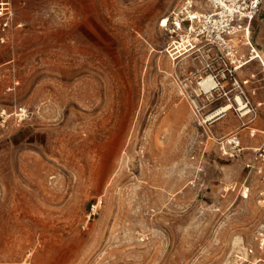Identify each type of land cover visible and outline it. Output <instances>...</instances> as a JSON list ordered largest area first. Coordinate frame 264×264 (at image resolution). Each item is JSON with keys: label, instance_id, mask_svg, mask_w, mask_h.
Wrapping results in <instances>:
<instances>
[{"label": "rangeland", "instance_id": "374dc122", "mask_svg": "<svg viewBox=\"0 0 264 264\" xmlns=\"http://www.w3.org/2000/svg\"><path fill=\"white\" fill-rule=\"evenodd\" d=\"M182 1L14 0L24 27L0 44V111L31 115L0 126V264H264L260 183L214 139L261 143L264 67L239 72L263 103L253 121L204 124L221 101L193 109L200 65L172 58L160 27ZM263 28L264 2V56Z\"/></svg>", "mask_w": 264, "mask_h": 264}, {"label": "built area", "instance_id": "2783aa9c", "mask_svg": "<svg viewBox=\"0 0 264 264\" xmlns=\"http://www.w3.org/2000/svg\"><path fill=\"white\" fill-rule=\"evenodd\" d=\"M264 0H183L180 7L160 27L169 33V55L193 57L200 68L196 77L198 92L192 99L193 109L201 114L214 101H221L216 108L230 106L231 108L215 119L208 120L216 108L204 112L203 123L212 126L233 112L242 120L253 121L258 107L263 103L254 104L245 91V86L253 80L240 79L239 72L243 70L253 57L257 55L251 42L253 23L259 18ZM14 0H0V44L11 41L15 30L24 27L16 22ZM166 48V50L168 49ZM246 49V51H245ZM264 67V62L259 57ZM19 82H14L8 91H14ZM207 98L208 105H202L201 98ZM238 99H241L242 104ZM30 109L26 106H16L14 110L0 111V126L6 127L8 120L17 126L25 124L30 119ZM260 133L258 128L250 127L248 135L252 138ZM221 155L228 160L241 161L246 171V178L254 175L260 183V202L264 208V132L262 141L257 146H246L241 136L229 132L220 137H214ZM250 187H246V193ZM245 195V192H244ZM256 247L264 252V227L260 228L254 237ZM248 253L254 248H248Z\"/></svg>", "mask_w": 264, "mask_h": 264}, {"label": "bare ground", "instance_id": "6f19581e", "mask_svg": "<svg viewBox=\"0 0 264 264\" xmlns=\"http://www.w3.org/2000/svg\"><path fill=\"white\" fill-rule=\"evenodd\" d=\"M167 22V18H164V22H163V25H165ZM167 52L169 51V47L168 49L166 50ZM256 53L257 55L253 57V60L250 62H254L256 60H258V58L260 57L263 61H264V57L263 55L256 49ZM173 57H176L175 55H173ZM239 102L242 104V101L241 99H238ZM231 107L230 106H226V107H223L222 109H218L216 108V110H214L211 114H209V117L207 119L208 120H212V119H215L216 117H218L219 115H221L223 112H226L227 110H229ZM247 194L245 193V198L247 197L246 196Z\"/></svg>", "mask_w": 264, "mask_h": 264}, {"label": "crops", "instance_id": "0c3cea01", "mask_svg": "<svg viewBox=\"0 0 264 264\" xmlns=\"http://www.w3.org/2000/svg\"><path fill=\"white\" fill-rule=\"evenodd\" d=\"M263 7V6H262ZM264 29V28H263ZM260 52V51H259ZM262 55H263V53L262 52H260ZM264 57V56H263ZM258 61V60H257ZM263 61V60H262ZM264 62V61H263Z\"/></svg>", "mask_w": 264, "mask_h": 264}]
</instances>
